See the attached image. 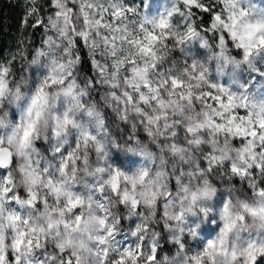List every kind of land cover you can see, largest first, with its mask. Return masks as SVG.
<instances>
[{
	"label": "clouds",
	"instance_id": "clouds-1",
	"mask_svg": "<svg viewBox=\"0 0 264 264\" xmlns=\"http://www.w3.org/2000/svg\"><path fill=\"white\" fill-rule=\"evenodd\" d=\"M36 4L0 58V264H260L264 3Z\"/></svg>",
	"mask_w": 264,
	"mask_h": 264
},
{
	"label": "trees",
	"instance_id": "trees-1",
	"mask_svg": "<svg viewBox=\"0 0 264 264\" xmlns=\"http://www.w3.org/2000/svg\"><path fill=\"white\" fill-rule=\"evenodd\" d=\"M194 11H197L194 9ZM25 14L21 0H0V57H2L16 42L17 35L23 28ZM36 37V33H33ZM81 56L86 59L91 68L87 53L81 47Z\"/></svg>",
	"mask_w": 264,
	"mask_h": 264
},
{
	"label": "rangeland",
	"instance_id": "rangeland-1",
	"mask_svg": "<svg viewBox=\"0 0 264 264\" xmlns=\"http://www.w3.org/2000/svg\"><path fill=\"white\" fill-rule=\"evenodd\" d=\"M124 2L126 4H128V6H130V7L133 6L134 4H137V3H139L141 5V7H143L144 0H124ZM260 2L264 3V0H260ZM21 5L23 7V11H24V14H25V19H24V22H23V28L21 29V31L17 35L15 44L5 54L15 53V51L17 49H19L22 46V44L29 45V44H31L33 42H37L41 38V27L37 26L35 24V19L33 17H29L27 15L28 9H30L33 6L30 3V0H21ZM36 7L39 8V4L38 3L36 4ZM44 12H45V9H43V8L39 9V14L41 15V17H43ZM33 33H36L37 39L33 35ZM81 47L87 53V49L84 48L82 42H81ZM5 54L2 57H0V58H3L5 56ZM88 58H89L90 63H91V57L88 56ZM12 115H13V119H15V117L17 115V112H16L15 109L13 110V114ZM222 201H223V194H221L219 196V198L217 200V205L221 204ZM212 219H215V217H211L210 221H209V224L205 225L204 228L202 229L205 239L211 238V236L215 233V231L218 228V225L212 226V224H211V220ZM260 264H264V258H261Z\"/></svg>",
	"mask_w": 264,
	"mask_h": 264
},
{
	"label": "snow or ice",
	"instance_id": "snow-or-ice-1",
	"mask_svg": "<svg viewBox=\"0 0 264 264\" xmlns=\"http://www.w3.org/2000/svg\"><path fill=\"white\" fill-rule=\"evenodd\" d=\"M30 3L33 5L30 9L27 11V15L29 17H33L35 19V24L37 26L42 27V20L36 16L37 9L35 8L36 0H30ZM118 5V0H113V5L109 6V18H113L115 15H118L121 13V8ZM125 12H134V8L129 6L127 9H124ZM8 69L4 68L3 73H0V94H2L3 90L7 88V81L3 79V74L7 73ZM213 242L210 241L209 244L211 245ZM261 251H264L262 249ZM264 258V257H262ZM253 262H255V254L252 256Z\"/></svg>",
	"mask_w": 264,
	"mask_h": 264
}]
</instances>
